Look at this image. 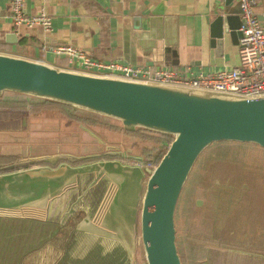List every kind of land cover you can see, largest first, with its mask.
Wrapping results in <instances>:
<instances>
[{
	"label": "crops",
	"instance_id": "0c3cea01",
	"mask_svg": "<svg viewBox=\"0 0 264 264\" xmlns=\"http://www.w3.org/2000/svg\"><path fill=\"white\" fill-rule=\"evenodd\" d=\"M226 2L227 0H27L25 10L28 14L45 11L51 16L52 31L45 32L40 27L31 29L24 25L16 26L12 18V0H0V54L76 73L67 57L54 53L58 46L72 45L94 59L168 67L186 75L214 73L240 65L239 45H234L229 38L223 56L215 57L213 62L211 58L214 51L211 47L212 24ZM224 10L241 14L238 0H231ZM255 10L264 26V0H258ZM139 16L142 17V29L150 27V18L162 19L163 38L158 40L156 46H153L151 37L140 41L135 35V19ZM59 158L53 157L51 164L42 167L67 166L62 177L30 181L36 183L35 206H27L23 203V195L15 191L8 195L7 205H0L9 208V212L0 211L4 212V216L0 217V233H9L12 218L20 216L18 212L22 209L24 212L32 210L37 216L34 218L48 224L50 233L110 235V239L125 247L127 253L129 250L133 251L135 256L137 233H141L142 197L146 189L144 173L137 166L123 163L121 159L98 160L91 165L75 166L69 161H60ZM93 165L97 171L90 168ZM22 172L11 171L4 174L8 179L4 186L11 181L16 182L18 174ZM107 174L114 180L111 182V197L102 210L104 198L98 197L93 204L88 199V191L103 182ZM17 183L21 186L25 181ZM77 186L78 189H75ZM75 190L81 191L78 205L73 203Z\"/></svg>",
	"mask_w": 264,
	"mask_h": 264
},
{
	"label": "rangeland",
	"instance_id": "374dc122",
	"mask_svg": "<svg viewBox=\"0 0 264 264\" xmlns=\"http://www.w3.org/2000/svg\"><path fill=\"white\" fill-rule=\"evenodd\" d=\"M4 97L0 103L1 206L7 205L8 195L14 191L23 195V203L27 206H35V182L26 179L20 188L14 181L3 186L8 179L1 176L9 171H26L51 164L55 156L60 157V161H69L75 166L91 165L98 160L121 159L123 163L143 170L146 188L150 175L145 169H154L175 139L173 135L165 137L151 133L140 136L137 129H144L139 130V133L147 130L141 127L131 131L132 133L116 131L110 125L123 127V124L112 117L109 118L116 120V125L105 118H100L101 123H89L80 117L79 121L74 122L58 106L38 109V112L30 114L33 107L29 102L17 96L9 100L13 95ZM85 132L89 133L90 138ZM160 137L168 141L169 146H164V153L157 157L158 151L154 152L157 143L155 139ZM78 139L80 141L76 142ZM143 149L150 152L147 154ZM47 156L49 157L44 158ZM149 162L157 163L150 166L147 165ZM94 167L95 165L90 168ZM92 170L97 171L95 168ZM113 180L107 174L101 182L102 185L99 183L88 191V199L93 204L98 197L105 199L113 187ZM79 193L80 190H75L73 197V203L77 205L81 200ZM2 213L0 217L4 216ZM18 213L22 217L36 216L32 210L24 212L22 209ZM175 218L177 246L183 264H264V149L254 145L220 143L204 150L182 191ZM58 234L53 233V236ZM62 234L64 240L55 238L54 254L58 253L59 244L62 247H75L74 253H81V257L82 253H87L97 244H100L103 251L115 250L120 245L110 239V235L105 237L97 233H80L77 238L75 235L74 240L72 235L76 233ZM32 238L31 236L30 239ZM15 240L22 243L12 246L13 249L20 248L17 256L19 262L40 264L32 253H27L26 236L18 235ZM43 240L40 247L48 249L46 238ZM11 241L9 233H0V264L6 263L7 243ZM35 242L37 243V239ZM135 257L138 264H147L142 233H137ZM46 258L52 259V256L47 254ZM129 261L131 263L130 259ZM13 263L18 264L16 261Z\"/></svg>",
	"mask_w": 264,
	"mask_h": 264
},
{
	"label": "water",
	"instance_id": "95a60500",
	"mask_svg": "<svg viewBox=\"0 0 264 264\" xmlns=\"http://www.w3.org/2000/svg\"><path fill=\"white\" fill-rule=\"evenodd\" d=\"M230 1L227 0L212 24V62L223 56L228 38L239 45L243 35L241 14L224 10ZM141 21V16L136 17L135 35L140 41L151 37L156 46L163 38L162 19L150 18L148 29H142ZM6 91L112 117L120 120L127 131L141 127L175 136L159 164L152 170L145 169L150 176L142 197L140 228L147 264H183L177 246L176 209L204 150L220 141L251 142L264 147V97L224 96L96 77L0 54V96ZM66 169L64 165L31 168L19 173L16 183L26 179L55 180ZM111 191L112 188L101 205L102 210ZM2 210L9 208L0 207ZM128 255L132 264H138L133 251L129 250Z\"/></svg>",
	"mask_w": 264,
	"mask_h": 264
},
{
	"label": "built area",
	"instance_id": "2783aa9c",
	"mask_svg": "<svg viewBox=\"0 0 264 264\" xmlns=\"http://www.w3.org/2000/svg\"><path fill=\"white\" fill-rule=\"evenodd\" d=\"M27 0H12V18L16 26L52 31V19L45 11L28 14ZM241 8L242 37L239 41L240 65L214 73L186 75L176 69L155 65H133L118 60L94 59L72 45L54 49L65 56L76 73L103 78L177 87L211 94L260 98L264 97V26L255 10L258 0H238ZM1 24V17H0ZM1 35V25H0Z\"/></svg>",
	"mask_w": 264,
	"mask_h": 264
},
{
	"label": "trees",
	"instance_id": "16d2710c",
	"mask_svg": "<svg viewBox=\"0 0 264 264\" xmlns=\"http://www.w3.org/2000/svg\"><path fill=\"white\" fill-rule=\"evenodd\" d=\"M7 95L8 96L13 95V97H9V100H11L12 98H15V96H17V97L21 98V100L29 102L30 106L33 107V108L31 107L32 112L29 111L30 114L38 112V109H44V108H48V107L58 106V107H62L63 110L65 111V113L67 115H70V119L74 120V122L79 121V117H80V119L87 120L89 123L90 122L99 123L100 118L108 119L115 125L118 123L116 120L111 119L108 116L107 117L101 116L98 113L86 111L83 109H78L76 107L67 105L65 103H60V102L45 99V98L34 97L31 95L18 93V92H14V91L4 92L0 96V103L3 100L2 98L4 96H7ZM9 100H7V102ZM106 125H108V124H106ZM110 126H112L111 129H114L116 131L120 130V131H124L126 133H132L131 131L124 130L123 127L114 126V125H110ZM139 130H144V129H139ZM139 130L137 129L136 131H137V134L140 136H141V134H149V133L156 134L154 136H159V135L165 136V137L172 136L170 134L158 133V132L148 130V129L147 130L145 129L146 131H143L144 133H139L140 132ZM85 134L90 138L89 133L85 132ZM78 141H80V139H78L76 142H78ZM155 143H156V145L154 146L155 148L154 147L153 148H154V152L158 151L156 154V156L158 157V155L161 156L162 153H164V146L168 147L169 144H168V141L162 139V137L156 138ZM220 143L226 144V145H234V144L254 145V146H258V147L264 149V147H261L258 144L251 143V142L220 141V142H215L212 145L220 144ZM212 145H210L209 147H211ZM208 148H206V149H208ZM143 150L146 151L147 154H148V151L150 152V150H146V149H143ZM199 159H198V161H199ZM156 163L149 162L147 165L155 166ZM7 173H10V171L5 172L4 174H7ZM4 174H2L3 176H1V177H5L6 175H4ZM72 225H75V223L74 224L72 223ZM49 231H50V227L48 226V224L44 223L41 220H38V219L33 218V217L14 216L12 218V222H11L10 228H9V235H10V238L12 239V241L7 243L8 248H7V252H6V263L7 264H9V263L14 264L13 262L16 261L18 264H22L17 259L18 250L20 248H14L13 249L12 246H13V244H15V246L21 245L22 243L16 242L15 239H16V236L18 237V235H20V236L24 235L28 238V241H26V242H28L27 243L28 246H26L27 253H32L33 254L32 256L35 259H38L40 264H50V263H52V264H61V263L62 264L63 263L64 264H82V263L83 264H131L129 261L127 252L125 250V247H123L122 245H119L115 250L103 251V248L100 246V244H97L92 249H89L87 253H82L83 257H81L79 255L81 253H77V252L74 253L75 249H73V248H75V247L72 248L70 245H68L66 247H62V244H59L60 249H58L57 254H54V253H56V247L54 245L55 238L57 239V237H58L59 239L62 238V240H64V238H63L64 236L62 233H59L55 237V236H53V233H50ZM38 234H39V237H38ZM79 234L80 233L73 234L72 239L76 240V238L78 237ZM75 235H76V238H75ZM31 236L33 237L32 239H30ZM43 238H46V242L48 244V249H47V247L46 248L40 247V245H42L44 243ZM35 239H37V243L35 242ZM73 244H74V242H73ZM74 246H76V245H74ZM47 254L52 256V259L46 258ZM60 255H64V256L60 257ZM54 256H55V260H54ZM33 261L35 262L34 259H33Z\"/></svg>",
	"mask_w": 264,
	"mask_h": 264
},
{
	"label": "bare ground",
	"instance_id": "6f19581e",
	"mask_svg": "<svg viewBox=\"0 0 264 264\" xmlns=\"http://www.w3.org/2000/svg\"><path fill=\"white\" fill-rule=\"evenodd\" d=\"M2 211H4V210H2ZM5 212H9L8 210H6Z\"/></svg>",
	"mask_w": 264,
	"mask_h": 264
},
{
	"label": "flooded vegetation",
	"instance_id": "af4514ba",
	"mask_svg": "<svg viewBox=\"0 0 264 264\" xmlns=\"http://www.w3.org/2000/svg\"><path fill=\"white\" fill-rule=\"evenodd\" d=\"M57 164V163H56ZM51 167V165H49ZM40 168V167H39ZM146 171V170H145Z\"/></svg>",
	"mask_w": 264,
	"mask_h": 264
}]
</instances>
